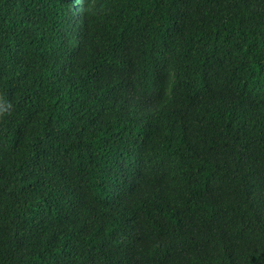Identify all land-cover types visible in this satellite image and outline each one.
Wrapping results in <instances>:
<instances>
[{"label":"trees","instance_id":"obj_1","mask_svg":"<svg viewBox=\"0 0 264 264\" xmlns=\"http://www.w3.org/2000/svg\"><path fill=\"white\" fill-rule=\"evenodd\" d=\"M0 95V264H264V0H0Z\"/></svg>","mask_w":264,"mask_h":264},{"label":"clouds","instance_id":"obj_2","mask_svg":"<svg viewBox=\"0 0 264 264\" xmlns=\"http://www.w3.org/2000/svg\"><path fill=\"white\" fill-rule=\"evenodd\" d=\"M92 11L93 13H95L96 9H95V5H92ZM14 112V107L10 104H7L4 99L3 96L0 95V119H4L6 117H9L13 114Z\"/></svg>","mask_w":264,"mask_h":264}]
</instances>
